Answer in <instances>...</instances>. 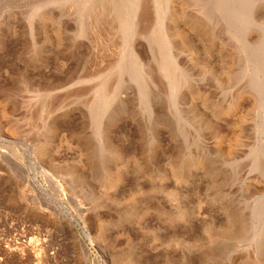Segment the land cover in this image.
I'll use <instances>...</instances> for the list:
<instances>
[{"label":"rangeland","instance_id":"374dc122","mask_svg":"<svg viewBox=\"0 0 264 264\" xmlns=\"http://www.w3.org/2000/svg\"><path fill=\"white\" fill-rule=\"evenodd\" d=\"M236 1L0 0V264H264V0Z\"/></svg>","mask_w":264,"mask_h":264},{"label":"bare ground","instance_id":"6f19581e","mask_svg":"<svg viewBox=\"0 0 264 264\" xmlns=\"http://www.w3.org/2000/svg\"><path fill=\"white\" fill-rule=\"evenodd\" d=\"M236 1V0H235ZM113 2V1H112ZM237 2V1H236ZM144 3V2H143ZM148 3V2H147ZM158 3V2H157ZM99 4V3H98ZM72 6V5H71ZM79 9H80V7H79ZM31 11V10H30ZM136 11V10H135ZM142 12V11H141ZM176 12V11H175ZM75 13V12H74ZM81 13V12H80ZM177 13H178V11H177ZM36 14V13H35ZM155 14V13H154ZM46 15V14H45ZM87 16V15H86ZM161 17V16H160ZM177 17V16H176ZM124 18V17H123ZM165 18V17H164ZM90 19V18H89ZM88 19V20H89ZM203 22V21H202ZM95 23V22H94ZM125 25V24H124ZM146 25V24H145ZM207 25V24H206ZM124 27V26H123ZM193 27H195V26H193ZM57 28V27H56ZM126 28V27H125ZM93 29V28H92ZM158 29V28H157ZM162 29V28H161ZM151 30V29H150ZM172 30V29H171ZM110 31V30H109ZM163 31V30H162ZM175 33V32H174ZM185 34V33H184ZM201 36V35H200ZM175 37V36H174ZM187 37V36H186ZM96 38H97V36H96ZM102 38V37H101ZM112 38V37H111ZM110 38V39H111ZM184 38V37H183ZM165 39V38H164ZM212 39V38H211ZM111 41V40H110ZM109 42V41H108ZM113 42V41H112ZM185 42V41H184ZM106 43V42H105ZM192 43H194V42H192ZM34 44V43H33ZM72 44V43H71ZM105 46V45H104ZM173 48V47H172ZM175 50V49H174ZM131 51V50H130ZM191 55V54H190ZM161 58V57H160ZM124 59V58H123ZM138 60V59H137ZM140 61V60H139ZM137 62V61H136ZM159 63V62H158ZM202 63V62H201ZM133 64V63H132ZM183 65V64H182ZM133 66V65H132ZM131 66V67H132ZM130 67V66H129ZM134 68V67H133ZM203 68V67H202ZM130 75V74H129ZM145 75V74H144ZM173 76V75H172ZM196 76V75H195ZM145 80V79H144ZM122 85V84H121ZM187 86V85H186ZM24 90V89H23ZM144 92V91H143ZM200 92V91H199ZM145 93V92H144ZM169 93V92H168ZM191 93V92H190ZM149 96V95H148ZM9 97V96H8ZM3 110V109H2ZM114 110V109H113ZM111 111V110H110ZM108 112V111H107ZM158 112V111H157ZM5 113V112H4ZM118 113V112H117ZM160 113V112H159ZM1 114H2V112H1ZM99 114V113H98ZM103 116V115H102ZM1 119V118H0ZM167 124V123H166ZM158 125V124H157ZM165 127V126H164ZM99 128V127H98ZM160 128V127H159ZM50 129V128H49ZM48 129V130H49ZM101 132V131H100ZM150 132V131H149ZM152 134V133H151ZM155 135V134H154ZM45 136V135H44ZM93 146V145H92ZM148 148V147H147ZM114 150V149H113ZM82 153V152H81ZM120 153V152H119ZM128 153V152H127ZM126 153V154H127ZM127 157V156H126ZM131 157V156H130ZM133 157V156H132ZM135 157V156H134ZM89 158V157H88ZM115 158H118L117 157V155H116V157ZM131 159V158H130ZM112 160V159H111ZM120 160V159H119ZM132 160V159H131ZM130 161V160H129ZM51 162V161H50ZM132 162H133V160H132ZM130 163H131V161H130ZM206 164V163H205ZM72 165V164H71ZM71 167V166H70ZM88 167V166H87ZM118 167H119V165H118ZM204 168V167H203ZM212 168V167H211ZM67 169V168H66ZM76 169V168H75ZM78 171H80L79 169H77ZM126 170V169H125ZM124 170V171H125ZM111 171V170H110ZM81 172V171H80ZM119 172V171H118ZM74 173V172H73ZM79 174V173H78ZM81 175V174H80ZM81 177V176H80ZM115 177V176H114ZM113 176H111V179H113L114 178ZM106 178V177H105ZM108 180V179H107ZM111 181V180H110ZM112 183H113V181H112ZM146 191V190H145ZM133 192V191H132ZM134 194H136V193H134ZM143 212H144V210H143ZM227 218V217H226ZM237 222V221H236ZM222 225V224H221ZM222 228L221 229H223L224 231H226V229H228V228H230V227H227V226H221ZM233 228V227H232ZM231 228V229H232ZM230 230V229H229ZM232 233V232H231ZM218 234V233H217ZM223 235V234H222ZM231 235H233V234H231ZM226 236V235H225ZM218 237V236H217ZM209 238V237H208ZM189 240V239H188ZM192 240V239H191ZM193 240H195V239H193ZM197 242V241H196ZM118 260V259H117ZM122 260V259H121ZM242 261V260H241ZM222 262V261H221ZM243 262V261H242ZM242 262H241V264H242ZM247 262H250V261H246V263ZM240 263V262H239ZM244 263V262H243ZM166 264V263H165ZM231 264V263H230Z\"/></svg>","mask_w":264,"mask_h":264}]
</instances>
